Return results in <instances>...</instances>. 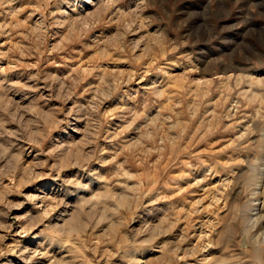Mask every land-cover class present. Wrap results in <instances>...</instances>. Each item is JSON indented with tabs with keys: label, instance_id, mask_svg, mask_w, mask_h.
<instances>
[{
	"label": "rangeland",
	"instance_id": "rangeland-1",
	"mask_svg": "<svg viewBox=\"0 0 264 264\" xmlns=\"http://www.w3.org/2000/svg\"><path fill=\"white\" fill-rule=\"evenodd\" d=\"M0 264H264V0H0Z\"/></svg>",
	"mask_w": 264,
	"mask_h": 264
}]
</instances>
